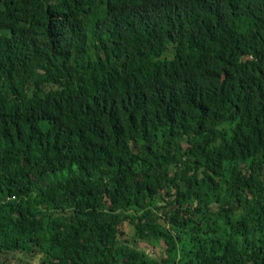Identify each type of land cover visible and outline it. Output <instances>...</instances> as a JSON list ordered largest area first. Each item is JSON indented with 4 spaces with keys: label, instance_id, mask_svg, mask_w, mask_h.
Wrapping results in <instances>:
<instances>
[{
    "label": "trees",
    "instance_id": "1",
    "mask_svg": "<svg viewBox=\"0 0 264 264\" xmlns=\"http://www.w3.org/2000/svg\"><path fill=\"white\" fill-rule=\"evenodd\" d=\"M0 264H264V0H0Z\"/></svg>",
    "mask_w": 264,
    "mask_h": 264
},
{
    "label": "rangeland",
    "instance_id": "2",
    "mask_svg": "<svg viewBox=\"0 0 264 264\" xmlns=\"http://www.w3.org/2000/svg\"><path fill=\"white\" fill-rule=\"evenodd\" d=\"M62 175H65V172L62 174ZM61 174H51V175H49L48 177H47V179H56V178H61V176H62ZM162 248H163V245L161 246V247H159V248H149V250H148V252L149 253H156V251L157 252H162L163 250H162ZM156 249V250H155ZM155 250V251H154Z\"/></svg>",
    "mask_w": 264,
    "mask_h": 264
},
{
    "label": "water",
    "instance_id": "3",
    "mask_svg": "<svg viewBox=\"0 0 264 264\" xmlns=\"http://www.w3.org/2000/svg\"><path fill=\"white\" fill-rule=\"evenodd\" d=\"M119 244H121V242H119Z\"/></svg>",
    "mask_w": 264,
    "mask_h": 264
}]
</instances>
